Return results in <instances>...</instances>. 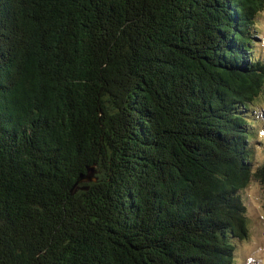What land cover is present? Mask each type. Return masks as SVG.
Wrapping results in <instances>:
<instances>
[{
  "label": "trees",
  "instance_id": "1",
  "mask_svg": "<svg viewBox=\"0 0 264 264\" xmlns=\"http://www.w3.org/2000/svg\"><path fill=\"white\" fill-rule=\"evenodd\" d=\"M263 9L0 0V264H232Z\"/></svg>",
  "mask_w": 264,
  "mask_h": 264
},
{
  "label": "rangeland",
  "instance_id": "2",
  "mask_svg": "<svg viewBox=\"0 0 264 264\" xmlns=\"http://www.w3.org/2000/svg\"><path fill=\"white\" fill-rule=\"evenodd\" d=\"M252 30L254 54L264 60V9L255 19ZM256 116L263 120L258 122V130L251 144L252 163L255 168L264 161V86L256 99ZM246 206L248 235L234 241V261L232 264H264V189L254 178L248 181L242 190Z\"/></svg>",
  "mask_w": 264,
  "mask_h": 264
},
{
  "label": "water",
  "instance_id": "3",
  "mask_svg": "<svg viewBox=\"0 0 264 264\" xmlns=\"http://www.w3.org/2000/svg\"><path fill=\"white\" fill-rule=\"evenodd\" d=\"M91 168L92 167H90L89 169H90V171H91ZM92 178V172H89L88 174H86V175H80V177L78 178V180L76 181V183L77 182H79V181H82V180H89V179H91ZM75 183V184H76ZM74 188V187H73ZM73 190L74 189H72V192H73Z\"/></svg>",
  "mask_w": 264,
  "mask_h": 264
}]
</instances>
